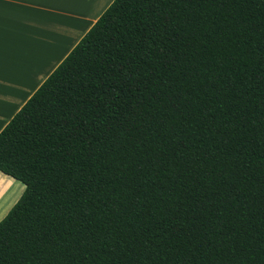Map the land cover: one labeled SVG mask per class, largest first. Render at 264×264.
Segmentation results:
<instances>
[{"label":"trees","instance_id":"trees-1","mask_svg":"<svg viewBox=\"0 0 264 264\" xmlns=\"http://www.w3.org/2000/svg\"><path fill=\"white\" fill-rule=\"evenodd\" d=\"M0 171V264H264V0H112Z\"/></svg>","mask_w":264,"mask_h":264},{"label":"crops","instance_id":"crops-1","mask_svg":"<svg viewBox=\"0 0 264 264\" xmlns=\"http://www.w3.org/2000/svg\"><path fill=\"white\" fill-rule=\"evenodd\" d=\"M112 0H0V130ZM24 184L0 171V220Z\"/></svg>","mask_w":264,"mask_h":264}]
</instances>
